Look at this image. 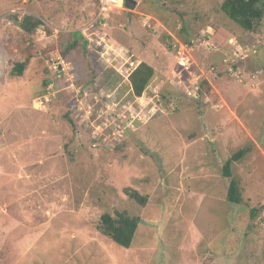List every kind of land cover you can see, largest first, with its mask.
Returning <instances> with one entry per match:
<instances>
[{
    "label": "rangeland",
    "instance_id": "1",
    "mask_svg": "<svg viewBox=\"0 0 264 264\" xmlns=\"http://www.w3.org/2000/svg\"><path fill=\"white\" fill-rule=\"evenodd\" d=\"M97 1L0 0V264H264V18L248 32L224 0H136L91 27ZM121 211L141 221L127 249L98 231Z\"/></svg>",
    "mask_w": 264,
    "mask_h": 264
},
{
    "label": "trees",
    "instance_id": "2",
    "mask_svg": "<svg viewBox=\"0 0 264 264\" xmlns=\"http://www.w3.org/2000/svg\"><path fill=\"white\" fill-rule=\"evenodd\" d=\"M219 10L237 26L245 31L252 32L264 18V0H224L219 5ZM25 66L26 61L16 63L11 69V74L21 76ZM153 75L152 67L140 63L129 76L133 95L141 96ZM244 154V150L236 152L222 167V176L228 181L226 200L233 205H239L242 202V196L239 181L232 176L231 165L239 161ZM124 193L141 206L146 202V198L136 191L125 190ZM140 222L138 217L130 216L125 211L115 212L113 216L105 213L100 216L98 231L116 245L127 249L131 246Z\"/></svg>",
    "mask_w": 264,
    "mask_h": 264
},
{
    "label": "built area",
    "instance_id": "3",
    "mask_svg": "<svg viewBox=\"0 0 264 264\" xmlns=\"http://www.w3.org/2000/svg\"><path fill=\"white\" fill-rule=\"evenodd\" d=\"M97 3H98V13H97L96 17L93 19V21L91 23V27H94V24L96 22L101 21L104 18L106 12L108 10H110L111 8L122 7L124 5V0H98ZM144 18L147 19L146 24L151 20V17L147 16V15ZM156 26L159 27V26H161V24L157 22ZM231 45L233 47L232 53H233L234 58H235L232 61V64L234 65L236 63L237 59L242 60L244 58V56H242L241 47H235L234 43H231ZM171 49H172L173 54L175 56V59H176L175 64L177 65V67L181 71L189 70L190 66L193 65V62H192V57L190 55L191 49L188 47V45L181 44L178 41H176V43L172 44ZM108 50L106 51V53L112 52L111 54L113 56H116L117 59L119 58V60H124V58L121 57L122 54H121L120 50H118V49H116L114 51H112V49H108ZM101 57L102 58L104 57L103 54H101ZM231 68H234V66ZM129 75L130 74L128 73V76ZM198 91H199L198 83L195 82L193 87H192V91L188 92L187 95L190 96L191 98L195 99V97H197V95H198Z\"/></svg>",
    "mask_w": 264,
    "mask_h": 264
},
{
    "label": "water",
    "instance_id": "4",
    "mask_svg": "<svg viewBox=\"0 0 264 264\" xmlns=\"http://www.w3.org/2000/svg\"><path fill=\"white\" fill-rule=\"evenodd\" d=\"M124 6L126 9L132 11L137 6V2H136V0H124ZM58 69L60 70L61 68L58 67ZM60 74H61V72H60Z\"/></svg>",
    "mask_w": 264,
    "mask_h": 264
},
{
    "label": "crops",
    "instance_id": "5",
    "mask_svg": "<svg viewBox=\"0 0 264 264\" xmlns=\"http://www.w3.org/2000/svg\"><path fill=\"white\" fill-rule=\"evenodd\" d=\"M159 23V22H158ZM161 26H162V24H161ZM163 27V26H162ZM64 60V59H63ZM67 65L69 66V64L67 63Z\"/></svg>",
    "mask_w": 264,
    "mask_h": 264
}]
</instances>
